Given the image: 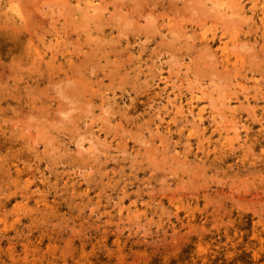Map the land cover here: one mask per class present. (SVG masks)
Here are the masks:
<instances>
[{"label":"rangeland","instance_id":"rangeland-1","mask_svg":"<svg viewBox=\"0 0 264 264\" xmlns=\"http://www.w3.org/2000/svg\"><path fill=\"white\" fill-rule=\"evenodd\" d=\"M208 1L0 0V264H264V0Z\"/></svg>","mask_w":264,"mask_h":264},{"label":"bare ground","instance_id":"bare-ground-1","mask_svg":"<svg viewBox=\"0 0 264 264\" xmlns=\"http://www.w3.org/2000/svg\"><path fill=\"white\" fill-rule=\"evenodd\" d=\"M2 1H4V0H2ZM61 1H62V3H64V1H67V0H61ZM73 1H75V3H81V2H82V0H73ZM90 1H91V0H90ZM112 1H113V0H112ZM118 1H119V0H118ZM126 1H127V0H126ZM129 1L131 2L132 0H129ZM135 1H137V0H135ZM207 1H208V0H207ZM214 1H215V0H214ZM40 2H42V0H40ZM104 2H105V1H104ZM107 2H108V0H107ZM110 2H111V1H110ZM208 2H209V1H208ZM212 2H213V1H212ZM37 3H38V1H34V2L31 3V5H32V6H35V5H37ZM118 3H119V2H117V4H118ZM131 3H132V2H131ZM141 3H142V2H141ZM190 3H191V1H190ZM203 3H204V2H203ZM215 3H216V2H214V4H215ZM21 4H23V3H21ZM69 4H71V3H69ZM94 4H95V3H94ZM112 4H113V3H112ZM134 4H136V3H134ZM183 4H184V3H183ZM15 5H16V4H15ZM31 5H30V6H31ZM55 5H56V4H55ZM191 5L194 6V5H196V4H191ZM44 6H45V5H44ZM51 6H53V5H51ZM71 6H72V5H71ZM98 6H99V5H97V4H96V5H91V7H92L93 9L100 8V10H102V8H105V7H106V5H101V6H99V7H98ZM136 6H137V5H136ZM172 6H173V5H172ZM193 6H192V7H193ZM212 6H213V5H212ZM27 7H28V6H27ZM59 7H60V6H59ZM65 7H66V6H65ZM68 7H69V6H68ZM117 7H118V6H117ZM124 7H125V6H124ZM126 7H127V6H126ZM128 7H131V6H128ZM132 7L134 8L133 4H132ZM143 7H144V6H143ZM151 7H152V6H151ZM213 7H214V6H213ZM28 8H30V7H28ZM28 8H27V9H28ZM48 8H49V7H48ZM85 8H86V7H85ZM87 8H88V7H87ZM111 8H112V7H111ZM136 8H138V6L135 7V9H136ZM145 8H146V7H145ZM168 8H169V7H168ZM186 8H187V7H186ZM45 9H46V8H45ZM61 9H62V8H61ZM75 9H76V8H75ZM106 9H107V7H106ZM113 9H114V8H113ZM113 9H112V10H113ZM155 9H156V8H155ZM159 9H160V7H159ZM171 9H172V8H171ZM182 9H183V8H182ZM188 9H189V8H188ZM188 9H187V10H188ZM65 10H66V9H65ZM67 10H70V9H67ZM96 10H97V9H96ZM103 10L105 11V9H103ZM103 10H102V11H103ZM115 10H117V9H115ZM192 10H193V9H192ZM198 10H199V9H197V11H198ZM203 10H204V9H203ZM58 11H59V9H58ZM129 11H130V10H129ZM135 11H136V12H135ZM149 11H150V10H149ZM164 11H165V10H164ZM183 11L185 12V10H183ZM205 11H207V10H205ZM205 11H204V13H205ZM96 12H97V11H96ZM132 12H133V13H138V12H137V9L134 10V11L132 10ZM139 12H141V11H139ZM167 12H168V11H167ZM180 12H181V11H180ZM189 12H190V11H189ZM195 12H196V11H195ZM62 13H63V12H62ZM98 13H100V11H99ZM123 13H124V12H123ZM145 13H146V12H145ZM147 13H149V12H147ZM154 13H155V12H154ZM176 13H177V11L175 10V14H176ZM213 13H214V12H213ZM106 14H108V13H106ZM120 14H121V13H120ZM189 14H191V13H189ZM194 14H196V13H194ZM198 14H199V12H198ZM200 14H201V13H200ZM200 14H199V15H200ZM205 14H206V13H205ZM207 14H209V13L207 12ZM207 14H206V15H207ZM68 15H69V14H68ZM100 15H102V14H100ZM110 15H111V13H110ZM116 15H117V14H116ZM127 15H128V14H127ZM163 15H164V14H163ZM180 15H181V13H180ZM186 15H187V14H186ZM211 15H212V14H211ZM211 15H210V17H211ZM58 16H59V15H58ZM87 16H88V15H87ZM96 16H97V15H96ZM96 16H95V17H96ZM111 16H112V15H111ZM124 16H126V15H124ZM135 16H136V15H135ZM146 16H147V15H146ZM164 16H165V15H164ZM175 16H176V15H175ZM194 16H195V15H194ZM212 16H213V15H212ZM214 16H215V15H214ZM214 16H213V17H214ZM74 17H75V16H74ZM93 17H94V16H92V18H93ZM106 17H107V20H108V16H106ZM129 17H130V16H129ZM157 17H158V16H157ZM180 17H181V16H180ZM180 17H179V19H180ZM202 17H204V15H203ZM210 17H209V18H210ZM222 17H223V16H222ZM235 17H236V16H235ZM54 18H55V17H54ZM86 18H87V17H86ZM97 18H98V17H96V20H100V21H101V19H97ZM109 18H110V17H109ZM115 18H116V16H115ZM120 18H121V17H120ZM149 18H150V17H149ZM149 18H148V19H149ZM154 18H155V17H154ZM171 18H172V17H171ZM189 18H191V17H189ZM197 18H198V16H197ZM211 18H212V17H211ZM219 18H220V17H219ZM219 18H218V19H219ZM236 18H237V17H236ZM236 18H235V19H236ZM64 19H65V18H64ZM71 19H72V18H71ZM87 19H88V18H87ZM132 19H133V18H132ZM175 19H176V17H175ZM179 19H178V21H179ZM184 19H185V18H184ZM225 19H226V18H225ZM66 20H67V19H66ZM73 20H74V19H73ZM76 20H77V19H76ZM141 20H142V19H141ZM151 20H153V17H152ZM161 20H162V19H161ZM186 20L188 21L189 19L186 18ZM203 20H204V19H203ZM220 20H221V19H220ZM222 20H224V19H222ZM110 21H112V18L110 19ZM116 21H117V20H116ZM153 21H154V20H153ZM194 21H196V20L194 19ZM197 21H198V20H197ZM225 21H226V20H225ZM230 21H231V20H230ZM240 21H241V20H240ZM58 22H59V21H58ZM67 22H68V21H67ZM77 22H78V24H79V20H77ZM77 22H76V23H77ZM85 22H86V20H85ZM90 22H91V21H90ZM112 22H114V21H112ZM112 22H110V23H112ZM117 22H118V21H117ZM128 22H132V21H128ZM150 22H152V21H150ZM150 22H147V23L151 24ZM192 22H193V21H192ZM227 22H228V21H227ZM227 22H226V23H227ZM231 22H232V21H231ZM63 23H65V22H63ZM69 23H70V22H69ZM115 23H116V22H115ZM132 23H133V22H132ZM145 23H146V22H145ZM145 23H142V24L145 25ZM154 23H155V22H154ZM207 23H208V22H207ZM209 23H210V22H209ZM60 24H61V22H60ZM102 24H103V23H102ZM102 24H101V26L103 27L104 24H103V25H102ZM116 24H117V23H116ZM124 24H125V23H124ZM127 24H128V23H127ZM142 24L140 23L141 26H142ZM149 24H147V25H149ZM219 24H220V23H219ZM222 24H225V23H222ZM46 25H47V24H46ZM66 25H67V24H66ZM66 25H65V26H66ZM86 25H87V24H86ZM108 25H109V24H108ZM108 25L106 24V26H108ZM129 25H130V24H129ZM134 25H135V24H134ZM163 25H164V24H163ZM165 25H166V24H165ZM165 25H164V26H165ZM95 26H96V24H95ZM114 26H115V25H114ZM125 26H126V25H125ZM164 26H163V27H164ZM166 26H167V25H166ZM166 26H165V27H166ZM211 26H212V24H211ZM218 26H219V25H218ZM248 26H249V25H248ZM59 27H60V26H59ZM78 27H79V26H78ZM81 27H82V26H81ZM96 27H97V26H96ZM126 27H127V26H126ZM129 27H131V26H129ZM142 27H143V26H142ZM155 27H156V25H155L154 27H152V28L155 29ZM177 27H178V26H177ZM214 27H215V26H214ZM236 27H238V26H236ZM61 28H64V27L61 26ZM120 28L123 29L122 27H119V29H120ZM185 28H186V27H185ZM73 29H74V28H73ZM76 29H77V28H76ZM101 29H102V28H101ZM101 29H100V30H101ZM121 29H120V31H122ZM125 29H126V28H125ZM134 29H135V28H134ZM138 29H139V28H138ZM143 29H144V27H143ZM223 29H224V28H223ZM255 29H256V28H255ZM63 30H64V29H63ZM80 30H81V29H80ZM94 30H96V29H94ZM100 30H99V31H100ZM127 30H128V27H127ZM151 30H152V29H151ZM182 30H183V29H182ZM184 30H185V29H184ZM249 30H250V29H249ZM115 31H116V30H115ZM131 31H132V30H131ZM143 31H144V30H143ZM153 31H154V30H153ZM158 31H159V30H158ZM169 31H170V30H169ZM141 32H142V31H141ZM141 32H139V33H141ZM155 32H156V31H155ZM173 32H174V31H173ZM177 32H178V28H177ZM263 32H264V31H263ZM99 33H100V32H99ZM117 33H119V32H117ZM117 33H116V34H117ZM121 33H123V31H122ZM135 33H136V32H135ZM185 33H186V32H185ZM185 33H184V34L182 33V35L186 36ZM141 34H142V33H141ZM153 34H155V33H153ZM179 34H180V33H179ZM113 35H114V34H113ZM146 35H147V34H146ZM169 35H170V34H169ZM189 35H190V33H189ZM81 36H82V35H81ZM84 36H85V35H84ZM125 36H127V34H126ZM160 36H161V35H160ZM163 36H164V35H163ZM170 36H171V35H170ZM262 36H263V35H262ZM92 37H93V36H92ZM96 37H97V36H96ZM157 37H158V36H157ZM188 37H189V36H188ZM93 38H94V37H93ZM147 38H148V37H147ZM172 38L174 39L175 37H172ZM228 38H229V37H228ZM261 38H262V37H261ZM97 39H98V38H97ZM112 39H113V37H112ZM170 39H171V38H170ZM189 39H190V38H189ZM99 40H100V39H99ZM110 40H111V39H110ZM113 40H114V39H113ZM144 40H146V39H144ZM149 40H150V38H149ZM183 40H184V39H183ZM183 40H182V41H183ZM186 40H187V39H186ZM84 41H85V40H84ZM86 41H87V40H86ZM170 41H171V40H170ZM176 41H177V40H176ZM88 42H89V41H88ZM97 42H98V41H97ZM101 42H103V41H101ZM105 42H106V41H105ZM144 42H145V41H144ZM162 42H163V40H162ZM162 42H161V43H162ZM183 42H184V41H183ZM240 42H241V41H240ZM254 42H255V41H254ZM132 43H133V42H132ZM137 43H138V42H137ZM140 43H141V42H140ZM154 43H155V42H154ZM159 43H160V42H159ZM181 43H182V42H181ZM185 43H186V42H185ZM241 43H242V42H241ZM244 43H245V42H244ZM83 44H84V42H83ZM134 44H135V43H134ZM191 44H192V43H191ZM233 44H235V43H233ZM95 45H96V44H95ZM107 45H108V44H107ZM142 45H143V44H141V46H142ZM238 45H239V44H238ZM87 46H89V45H87ZM87 46H86V47H87ZM93 46H94V45H93ZM109 46H110V45H109ZM179 46H180V45H179ZM206 46H207V45H206ZM235 46H236V45H235ZM70 47H71V45H70ZM73 47H74V46H73ZM105 47H107V46H105ZM173 47H174V46H173ZM204 47H205V46H204ZM229 47H231V46H229ZM233 47H234V46H233ZM244 47H245V46H244ZM176 48H177V47H176ZM184 48H185V47H184ZM200 48H201V47H200ZM238 48H239V49H238ZM238 48H237V46H236V49L239 50V51H238V53H239L241 49H240L239 46H238ZM73 49H74V48H73ZM90 49H91V48H90ZM95 49H96V48H94V50H95ZM114 49H115V48H114ZM171 49H172V48H171ZM207 49H208V48H207ZM242 49L245 50V48H243V47H242ZM253 49H254V48H253ZM92 50H93V49H92ZM94 50H93V51H94ZM138 50H139V49H138ZM201 50H202V49H201ZM208 50H209V49H208ZM232 50H233V49H232ZM247 50H248V49H247ZM254 50H255V49H254ZM259 50H260V49H259ZM97 51H98V50H97ZM113 51H114V50H113ZM199 51H200V50H199ZM199 51H198V52H199ZM235 51H236V50H235ZM245 51H246V50H245ZM72 52H73V51H72ZM104 52H105V50H104L102 53H104ZM208 52H210V51H208ZM208 52H207V53H208ZM241 52H242V51H241ZM243 52H244V51H243ZM102 53H101V55H102ZM105 53H106V52H105ZM207 53H206V54H207ZM80 54H81V53H80ZM92 54H94V53H92ZM99 54H100V51H99ZM107 54H108V52H107ZM107 54H106V55H107ZM211 54H212V52H211ZM262 54H263V52H262ZM75 55H76V53H75ZM87 55H88V54H87ZM212 55H213V54H212ZM212 55H210V56H212ZM251 55H252V54H251ZM103 56H104V55H103ZM198 56H200V55H198ZM206 56H207V55H206ZM213 56H214V55H213ZM248 56H250V55H247V57H248ZM263 56H264V54H263ZM214 57H215V56H214ZM251 57H252V56H251ZM198 58H199V57H198ZM81 59H83V58H81ZM81 59H80V60H81ZM89 59H90V58H89ZM243 59H244V58H243ZM247 59L250 60L249 57H248ZM254 59H255V58H254ZM98 60H99V59H98ZM105 60H106V59H104L103 61H105ZM259 60H260V59H259ZM263 60H264V59H263ZM215 61H216V60H215ZM260 61H261V60H260ZM96 62H97V61H95V63H96ZM110 62H111V61H110ZM234 62H235V60H234ZM105 63H106V61H105ZM235 63H236V62H235ZM247 63H248V61H247ZM255 63H256V62H255ZM96 64H97V63H96ZM96 64H95V65H96ZM98 64L102 67V65H101L100 63H98ZM98 64H97V65H98ZM138 64H139V63H138ZM214 64H215V63H214ZM214 64H213V65H214ZM216 64H217V63H216ZM3 65H4V64H3ZM26 65H27V64H26ZM95 65H94V66H95ZM250 65H251V64H250ZM89 66H90V64H89ZM214 66H216V65H214ZM24 67H25V66H24ZM91 67H93V66H91ZM103 67H104V65H103ZM208 67H209V66H208ZM249 67H250V66H249ZM3 68H5V67H3ZM75 68H76V67H75ZM93 68H94V67H93ZM115 68H116V66H115ZM232 68H233V67H232ZM9 69H10V68H9ZM77 70H78V69H77ZM102 70H103V69H102ZM15 71H16V70H15ZM15 71H14V72H15ZM91 71H92V70H91ZM93 71H94V70H93ZM253 71H254V70H253ZM137 72H138V71H137ZM89 73H90V71H89ZM224 73H225V72H224ZM229 74H230V73H229ZM128 75H129V74H128ZM135 75H136V74H135ZM222 75H223V73H222ZM227 75H228V74H227ZM241 75H242V74H241ZM39 76H40V75H39ZM113 76H114V74L112 75V77H113ZM133 76H134V75H133ZM8 77H9V75H8ZM112 77H111V78H112ZM220 77H221V76H220ZM118 78H119V77H118ZM228 78H229V77H228ZM19 79H20V78H19ZM122 79H123V78H122ZM65 80H66V79H65ZM68 80H69V79H68ZM68 80H67V81H68ZM72 80H73V79H72ZM100 80H101V79H100ZM75 81H76V80H75ZM55 82H56V81H55ZM68 82H69V81H68ZM86 83H87V82H86ZM98 83H99V82H98ZM72 84L74 85L75 82H73ZM108 84H109V82H108ZM100 85H101V84H100ZM110 85H111V84H110ZM114 86H115V85H114ZM115 87H116V86H115ZM74 89H75V87H74ZM77 89H78V88H77ZM112 90H113V88H112ZM63 95H64V94H63ZM203 96H204V95H203ZM55 97H56V96H55ZM92 97H93V96H92ZM75 99H77V98H75ZM77 100H78V99H77ZM82 100H83V99H82ZM83 102H84V101H83ZM66 103H67V102H66ZM69 104H71V103H69ZM80 104H81V103H80ZM85 104H86V101H85ZM87 104H89V103L87 102ZM57 105H58V104H57ZM58 106H59V105H58ZM82 106H83V104H82ZM75 107H76V106H75ZM51 108H52V107H51ZM76 108H77V107H76ZM76 108H75V109H76ZM61 109H62V108H61ZM78 109H80V108H78ZM81 109H82V108H81ZM81 109H80V110H81ZM52 110H53V109H52ZM68 110H69V109H68ZM76 110H77V109H76ZM59 111H60V110H59ZM64 111H65V110H64ZM74 111H75V110H74ZM62 112H63V109H62ZM67 112H68V111H67ZM67 112H66V113H67ZM77 112H79V111H77ZM80 112H81V111H80ZM68 113H69V112H68ZM68 113L65 114V115H68ZM52 115H53V114H52ZM69 115H70V114H69ZM76 116H77V113H76ZM82 116H83V115H82ZM69 117H71V116H69ZM66 118H67V117H66ZM66 120H69V119H66ZM66 120H65V121H66ZM59 121H61V119H60ZM59 121H57V122H59ZM69 121H70V120H69ZM69 121H68V123H69ZM71 121H72V120H71ZM71 121H70V122H71ZM61 122H62V121H61ZM53 123H54V122H53ZM196 125H197V124H196ZM61 126H62V125H61ZM57 128H58V127H57ZM59 128H60V127H59ZM58 130H59V129H58ZM240 144H241V143H240ZM248 149H249V148H248ZM202 164H203V163H202ZM215 167H216V166H215ZM216 168H217V167H216ZM216 168H215V170H216ZM206 169H207V168H206Z\"/></svg>","mask_w":264,"mask_h":264}]
</instances>
